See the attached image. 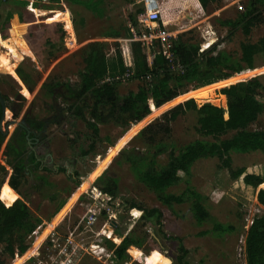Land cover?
<instances>
[{
	"label": "rangeland",
	"instance_id": "374dc122",
	"mask_svg": "<svg viewBox=\"0 0 264 264\" xmlns=\"http://www.w3.org/2000/svg\"><path fill=\"white\" fill-rule=\"evenodd\" d=\"M162 1L0 0V51L32 74L38 83L33 92L29 90L31 95L27 97L21 91L28 87L19 76L0 70V91L9 98L8 116L6 113L3 121V127L9 130V135L27 115L49 118L56 114L55 108L52 107L53 100L45 98L41 93V84L50 80L77 84L80 72L85 67L82 48L89 41L107 42L109 76L113 81H117L120 92L127 94L137 90L142 80L133 77L131 67L130 76H124L119 67H116L118 62L115 60V53L118 49L123 51V39L129 36L132 27L143 29L142 18H145L144 23L148 22L147 12L158 9L161 13ZM248 1L213 0L205 9L187 5L180 19L170 20L169 23L166 21L163 26L168 31L176 32L184 40L199 43L200 48L206 49L207 45L210 47L220 43V47L239 54L241 42H256L264 37V23L256 26L251 34L246 36L241 30L230 34L229 29L223 27L220 22L236 18L241 10L247 8ZM51 13H55L57 18ZM245 71L250 73L248 77L226 86H216L215 90L219 93L231 84L246 81L254 76H260L264 84V65ZM190 93L191 90H188L178 95L173 104L166 105L164 109H154L139 129L130 127L125 130L112 123L100 125L101 139L95 149L91 151L86 162L82 158L78 159L77 168L87 178L92 177L93 182L103 173L118 180L117 197L121 200V207L116 215V223L113 224L115 230L112 238L102 235L104 231L101 229L108 223H105L103 216L95 224H80L82 216L95 198L93 183L86 192L85 183L82 182L74 187L73 194H68L67 188H73L74 183L69 181L64 173L56 174L34 167L27 185L22 186V191L29 194L27 200L33 212L44 220L45 226L38 236L43 232L45 236L38 243L34 253L19 264H52L55 258L61 262L64 256H59V246L54 245L53 240L63 245L69 237L72 240L74 264H111L112 250L104 244L103 238H109L118 245L123 240L121 234L142 240L141 248L136 249V255L132 258L134 264H182L178 259L179 255L183 254L179 250L181 245L188 250L184 258L185 264H247L245 238L253 219L264 213V206L258 202L256 196L262 187L255 193L241 190L234 186L228 169L222 166L217 157L198 159L188 173H180L179 182L167 187L166 193L178 194L186 188H192L204 194L205 204L213 221L199 223L191 203L167 205L158 198L152 188L139 180L128 161L133 149L147 155L139 163L143 171L152 161L149 157L155 153L161 141L173 143L172 147L178 154L189 142L205 137L198 129L199 113L196 110H189L171 122L169 138L164 131V113L185 101ZM258 98L264 102V90H260ZM195 100L198 107L204 104L222 107L225 117H228V101L225 107L223 99L216 104ZM64 104L61 98L56 102V105ZM150 123L160 130L155 136V142L151 144L146 135H139L141 129ZM250 128L264 129V112ZM46 131L56 161L72 156L80 147L89 149L90 141L86 139L89 130L82 120H79L75 127L69 119H64L59 124L50 123ZM75 131H80V138L73 148L71 139L75 137ZM115 147L120 149L116 152ZM31 150L28 148V152ZM0 151H3L1 155L6 157L0 155V160L3 158L8 164L3 148ZM231 155L235 167L260 165L264 172L262 152H232ZM154 160L157 169L164 167L169 161V151L159 153ZM0 165L3 164L0 162ZM38 175L45 177L47 188L42 186L41 189L35 190L30 187L36 183ZM3 177L5 180L6 173L0 167V190L4 183ZM42 193L49 194L52 198H44ZM80 195L82 197L77 201ZM69 199L72 200L71 204L58 216ZM132 203L148 209L158 208L162 212L161 225L155 217L132 208ZM215 222L224 226L232 225L234 230H215ZM48 241L52 242V245ZM16 259L17 256L10 264H16Z\"/></svg>",
	"mask_w": 264,
	"mask_h": 264
},
{
	"label": "trees",
	"instance_id": "16d2710c",
	"mask_svg": "<svg viewBox=\"0 0 264 264\" xmlns=\"http://www.w3.org/2000/svg\"><path fill=\"white\" fill-rule=\"evenodd\" d=\"M60 1V0H58ZM73 1V0H67ZM213 0H163L161 9L160 26L164 21H175L182 17L187 5L192 8L205 9ZM247 8L241 10L236 18L221 20L220 24L229 29L233 34L241 30L249 36L252 30L264 23V0H249ZM145 18H142V22ZM150 24H148L149 26ZM131 66L127 65L122 49L116 51L118 67L125 74L129 67L133 71V77L141 81L136 91L122 94L116 80L109 76V67L106 54V41L92 40L82 48L85 67L80 72L77 84L61 81H44L40 91L45 98L53 100L52 107L56 114L49 118L27 115L25 126H19L9 135V132L0 128V149L3 148L8 164L13 166V174L10 185L22 196L11 189L5 182L0 191V264H10L17 256L16 264L33 254L38 243L45 236L43 232L34 242L45 226L44 220L37 215L28 204L29 194L22 191L27 165L30 163L38 169L51 173H64L66 178L74 183L73 188L68 187V194L73 193L74 187L85 183L84 191L94 181L92 177H86L77 168L78 159L86 162L101 139L100 125L114 124L127 130L130 127L139 129L147 120V115L155 110L164 109L173 104L175 98L191 90L185 101L175 105L164 113L165 133L171 136V122L189 110L199 113V131L205 136L186 144L180 153H175L173 143L161 141L155 153L149 157L151 162L145 170L139 167L142 158L147 155L133 149L128 157L131 169L139 180L152 188L158 198L171 206L174 203H191L194 216L199 223L206 220L213 221V217L205 204V195L201 192L186 188L181 193H166V188L176 184L180 180V173H188L195 161L201 158L217 157L224 168H227L234 180V186L251 193L257 192L258 202L264 206V172L260 165L235 167L233 165L232 152L250 153L260 151L264 154V129H251L264 112V102L258 96L260 90H264V84L260 76L231 84L223 88L219 93L216 86H226L233 81L241 80L250 75L246 69H254L264 65V37L256 42L243 41L240 53L234 54L219 44H213L201 51L200 44L184 40L178 36L170 43V51L173 62L165 58L162 52L157 51L152 63L148 61L147 53L138 42H130ZM260 59V64H258ZM8 58L0 51V70L15 73L21 78L28 88L21 92L30 97L37 86L32 74L21 65ZM17 68V69H16ZM17 72V73H16ZM31 92H30V91ZM0 95L9 107V98ZM63 99L66 106L56 105L57 100ZM200 102L216 104L223 99V105L227 106L228 117L222 107L212 104H204L198 107L195 99ZM227 99V100H226ZM55 102V103H54ZM68 104V105H67ZM155 109V110H154ZM153 110V111H152ZM3 109L0 101V123ZM16 116V114H15ZM64 119H69L73 127L79 120L85 122L89 133L86 139L90 141L89 149L80 147L72 156L56 161L50 148L47 136V126L50 123L59 124ZM27 125L29 128H27ZM29 130L31 132H29ZM160 130L153 123L141 129L139 135H146L149 144L155 142V136ZM35 137V138H33ZM210 137V138H209ZM80 138V131H75V137L71 139V145L76 147ZM29 139L36 145L35 151L28 152ZM35 141H38L36 144ZM169 141V140H168ZM120 148L115 147L117 152ZM164 151H169V161L160 168H156L155 157ZM7 173V168L1 165ZM91 172V171H90ZM85 180V181H84ZM4 177L2 178V182ZM47 188L46 179L37 176L36 183L30 187L39 190ZM94 190L101 193L118 194V180L105 173L100 175L92 184ZM91 187V188H92ZM61 193L62 191H58ZM46 193V192H45ZM43 194L44 198L52 196ZM69 199L60 216L71 204ZM132 208L142 210L146 215L155 217L161 225L162 212L158 208L148 209L140 204L132 203ZM57 216V218H58ZM47 228V227H46ZM214 229L219 231H232V225L224 226L220 222L214 223ZM107 237L112 238L113 230H104ZM123 235L120 244H115L109 238L104 237V244L111 250V264H134L132 259L136 255V249L141 248L142 240L128 234ZM49 244H52L48 241ZM179 250L183 253L178 259L185 264L184 258L188 250L181 245ZM245 251L247 264H264V213L257 215L248 229L245 238ZM135 257V256H134Z\"/></svg>",
	"mask_w": 264,
	"mask_h": 264
},
{
	"label": "built area",
	"instance_id": "2783aa9c",
	"mask_svg": "<svg viewBox=\"0 0 264 264\" xmlns=\"http://www.w3.org/2000/svg\"><path fill=\"white\" fill-rule=\"evenodd\" d=\"M147 16H148V22H146L147 24L144 23L145 21L141 23V27H143V29L137 30L136 28L132 27L129 36L123 39V41H125L122 45L123 55L125 57L128 66L131 65L130 49L128 45L130 42H138L140 44L143 50L147 53L148 61L150 62V64L152 63L153 57L157 52L155 51L157 48L158 50H160L158 52H162L166 59H168L170 62H173V56L170 51V43L173 39H176L178 37L177 33L168 31L166 27L160 26L159 21L161 18V13L158 9H153L151 12H147ZM169 22L170 21H168V23ZM148 24L150 25L147 26ZM203 50H205V48H201V51ZM124 76L126 77L130 76V69L126 71ZM2 153L0 151V155ZM1 157L4 156L1 155ZM0 162L3 164V166L7 168V171L12 172V167L7 165L6 161H4L3 158L2 160H0ZM95 191H96L95 198H93V201L91 200L92 203L89 209L86 211L85 215L82 216L80 224L81 223H87L88 225L95 224L98 221V219H100V217L103 216L105 218V223L107 222L108 223L104 228L101 229V231L103 232L104 230L111 228L114 232L115 225L113 224L116 223L117 220L116 215L120 211L121 200L120 198L112 194L101 193L96 189ZM71 241L72 240L69 237L67 239V243L62 245L58 243L57 240H53L54 245L59 246V256L63 255L64 257L63 260L60 262L57 260L58 258L54 259L55 256L53 255L54 261L52 264L75 263V259L73 257L74 255L73 249H71L72 248Z\"/></svg>",
	"mask_w": 264,
	"mask_h": 264
},
{
	"label": "crops",
	"instance_id": "0c3cea01",
	"mask_svg": "<svg viewBox=\"0 0 264 264\" xmlns=\"http://www.w3.org/2000/svg\"><path fill=\"white\" fill-rule=\"evenodd\" d=\"M51 15H54V17H55V19L57 18L56 17V15H55V13H51ZM129 45V44H128ZM209 47V46H208ZM129 49H130V45H129ZM207 49V48H206ZM130 56H131V52H130ZM115 60H117V56H116V53H115ZM117 69H118V64H117ZM11 134V133H10ZM7 165H9L10 167H12V172H9V171H7V173H6V179L4 180V183L5 182H8L9 184H10V178H11V175L13 174V171H14V169H13V166L12 165H10V164H7ZM27 172H26V175H25V178L23 179V183L25 184V185H27V183H28V179L30 178V175H31V172L33 171V168L35 167L36 169H38L36 166H33V165H31L30 163L27 165ZM32 178H33V176H31ZM3 183V184H4ZM92 183H94V182H92ZM8 185V184H7ZM24 186V185H23ZM13 188V187H12ZM14 189V188H13ZM1 191V190H0ZM87 190H85V192H86ZM17 192V191H16ZM84 192V193H85ZM18 193V192H17ZM73 194V193H72ZM18 195H19V197L18 198H22V196L18 193ZM82 195V194H81ZM79 196L78 197V199H77V201H79L80 200V198L82 197V196ZM256 196H257V194H256ZM39 237V236H38Z\"/></svg>",
	"mask_w": 264,
	"mask_h": 264
},
{
	"label": "water",
	"instance_id": "95a60500",
	"mask_svg": "<svg viewBox=\"0 0 264 264\" xmlns=\"http://www.w3.org/2000/svg\"><path fill=\"white\" fill-rule=\"evenodd\" d=\"M0 101H1L2 109H3L2 121H1V123H0V128L2 129V128H3V121H4V118H5V116H6L7 105H6V101H5V99L3 98L2 95H0ZM23 121H25V120H23ZM7 132H9L8 129H7Z\"/></svg>",
	"mask_w": 264,
	"mask_h": 264
},
{
	"label": "flooded vegetation",
	"instance_id": "af4514ba",
	"mask_svg": "<svg viewBox=\"0 0 264 264\" xmlns=\"http://www.w3.org/2000/svg\"><path fill=\"white\" fill-rule=\"evenodd\" d=\"M6 104H7V103H6ZM7 109H8V107H7ZM6 113H7V111H6ZM7 116H8V113H7ZM25 124H26V122H25V121H22V123H20V125H18V127H19V126H25ZM27 128H29L28 125H27ZM29 132H31V131L29 130ZM33 138H35V137H33ZM35 142H36V144L38 143V141H35ZM29 145H30V148L32 149L31 151H35L36 145H33V141L30 140V139H29ZM35 153H36V151H35ZM31 165H32V164H31ZM27 168H28V167H27ZM39 168L41 169V171H43L41 166H40Z\"/></svg>",
	"mask_w": 264,
	"mask_h": 264
}]
</instances>
